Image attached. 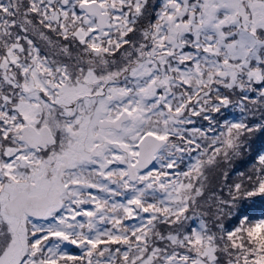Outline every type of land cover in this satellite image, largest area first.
Masks as SVG:
<instances>
[{
  "label": "snow or ice",
  "instance_id": "1",
  "mask_svg": "<svg viewBox=\"0 0 264 264\" xmlns=\"http://www.w3.org/2000/svg\"><path fill=\"white\" fill-rule=\"evenodd\" d=\"M0 264H264V0H0Z\"/></svg>",
  "mask_w": 264,
  "mask_h": 264
},
{
  "label": "rangeland",
  "instance_id": "2",
  "mask_svg": "<svg viewBox=\"0 0 264 264\" xmlns=\"http://www.w3.org/2000/svg\"><path fill=\"white\" fill-rule=\"evenodd\" d=\"M240 117V112H239V109H232L231 110V114H230V116H229V119H238ZM212 177H213V174H211V179H212ZM217 180H218V177H217ZM212 182L213 183H216L217 181H213V179H212ZM72 247H74V246H70V251L72 252V253H78V249H76L75 247H74V250H72Z\"/></svg>",
  "mask_w": 264,
  "mask_h": 264
},
{
  "label": "trees",
  "instance_id": "3",
  "mask_svg": "<svg viewBox=\"0 0 264 264\" xmlns=\"http://www.w3.org/2000/svg\"><path fill=\"white\" fill-rule=\"evenodd\" d=\"M236 167H237L239 170H245L246 167H247V165H242V164L237 163V164H236ZM212 179H213L214 182H215V181H218V180H217V176H216L215 174H213Z\"/></svg>",
  "mask_w": 264,
  "mask_h": 264
},
{
  "label": "flooded vegetation",
  "instance_id": "4",
  "mask_svg": "<svg viewBox=\"0 0 264 264\" xmlns=\"http://www.w3.org/2000/svg\"><path fill=\"white\" fill-rule=\"evenodd\" d=\"M72 250H74V247H72Z\"/></svg>",
  "mask_w": 264,
  "mask_h": 264
}]
</instances>
